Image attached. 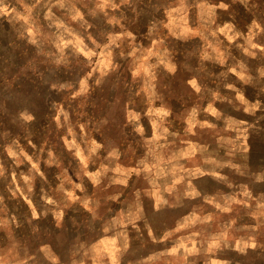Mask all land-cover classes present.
Listing matches in <instances>:
<instances>
[{
  "label": "rangeland",
  "instance_id": "rangeland-1",
  "mask_svg": "<svg viewBox=\"0 0 264 264\" xmlns=\"http://www.w3.org/2000/svg\"><path fill=\"white\" fill-rule=\"evenodd\" d=\"M264 264V0H0V264Z\"/></svg>",
  "mask_w": 264,
  "mask_h": 264
},
{
  "label": "crops",
  "instance_id": "crops-1",
  "mask_svg": "<svg viewBox=\"0 0 264 264\" xmlns=\"http://www.w3.org/2000/svg\"><path fill=\"white\" fill-rule=\"evenodd\" d=\"M211 264V263H210Z\"/></svg>",
  "mask_w": 264,
  "mask_h": 264
}]
</instances>
